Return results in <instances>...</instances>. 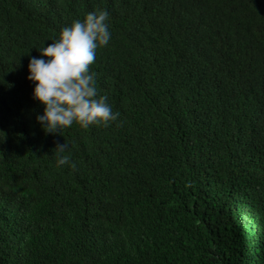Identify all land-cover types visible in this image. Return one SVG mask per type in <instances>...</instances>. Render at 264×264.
Returning <instances> with one entry per match:
<instances>
[{
  "label": "trees",
  "instance_id": "16d2710c",
  "mask_svg": "<svg viewBox=\"0 0 264 264\" xmlns=\"http://www.w3.org/2000/svg\"><path fill=\"white\" fill-rule=\"evenodd\" d=\"M101 9L120 117L45 133L29 60ZM0 264H264V0H0Z\"/></svg>",
  "mask_w": 264,
  "mask_h": 264
},
{
  "label": "clouds",
  "instance_id": "9594fccd",
  "mask_svg": "<svg viewBox=\"0 0 264 264\" xmlns=\"http://www.w3.org/2000/svg\"><path fill=\"white\" fill-rule=\"evenodd\" d=\"M109 15L106 9L88 12L84 19L63 27L46 47L38 48L39 56L30 58L27 79L34 85L33 99L43 106L36 120L45 133L61 134L73 125L107 127L120 117L107 94H99L97 74L90 68L97 49L111 39ZM53 151L57 166L76 168L65 141Z\"/></svg>",
  "mask_w": 264,
  "mask_h": 264
}]
</instances>
